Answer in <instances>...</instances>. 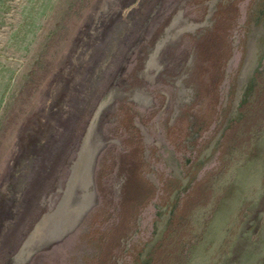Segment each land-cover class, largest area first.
Here are the masks:
<instances>
[{"label": "water", "instance_id": "obj_1", "mask_svg": "<svg viewBox=\"0 0 264 264\" xmlns=\"http://www.w3.org/2000/svg\"><path fill=\"white\" fill-rule=\"evenodd\" d=\"M0 264H264V0H103L0 183Z\"/></svg>", "mask_w": 264, "mask_h": 264}, {"label": "rangeland", "instance_id": "obj_2", "mask_svg": "<svg viewBox=\"0 0 264 264\" xmlns=\"http://www.w3.org/2000/svg\"><path fill=\"white\" fill-rule=\"evenodd\" d=\"M103 0H0V183Z\"/></svg>", "mask_w": 264, "mask_h": 264}]
</instances>
